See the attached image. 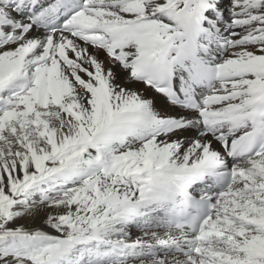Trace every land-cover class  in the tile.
Returning a JSON list of instances; mask_svg holds the SVG:
<instances>
[{
  "label": "snow or ice",
  "instance_id": "obj_1",
  "mask_svg": "<svg viewBox=\"0 0 264 264\" xmlns=\"http://www.w3.org/2000/svg\"><path fill=\"white\" fill-rule=\"evenodd\" d=\"M0 264H264V0H0Z\"/></svg>",
  "mask_w": 264,
  "mask_h": 264
}]
</instances>
